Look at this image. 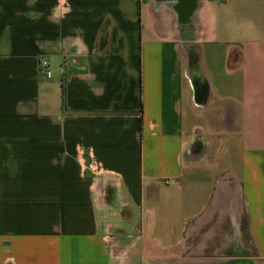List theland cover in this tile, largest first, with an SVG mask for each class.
<instances>
[{
    "label": "crops",
    "instance_id": "1",
    "mask_svg": "<svg viewBox=\"0 0 264 264\" xmlns=\"http://www.w3.org/2000/svg\"><path fill=\"white\" fill-rule=\"evenodd\" d=\"M0 264H264V0H0Z\"/></svg>",
    "mask_w": 264,
    "mask_h": 264
},
{
    "label": "rangeland",
    "instance_id": "2",
    "mask_svg": "<svg viewBox=\"0 0 264 264\" xmlns=\"http://www.w3.org/2000/svg\"><path fill=\"white\" fill-rule=\"evenodd\" d=\"M128 229V228H127ZM175 234V232H173V233H171V234H169V235H166V236H172V235H174ZM152 235V234H151ZM128 242H129V244H130V242H131V240L129 239V240H127ZM168 243V242H167Z\"/></svg>",
    "mask_w": 264,
    "mask_h": 264
},
{
    "label": "built area",
    "instance_id": "3",
    "mask_svg": "<svg viewBox=\"0 0 264 264\" xmlns=\"http://www.w3.org/2000/svg\"><path fill=\"white\" fill-rule=\"evenodd\" d=\"M46 77L50 78V72H46Z\"/></svg>",
    "mask_w": 264,
    "mask_h": 264
}]
</instances>
